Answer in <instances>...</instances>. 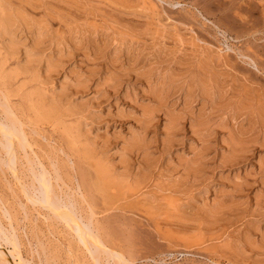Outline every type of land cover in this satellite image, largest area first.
Returning a JSON list of instances; mask_svg holds the SVG:
<instances>
[{
	"label": "rangeland",
	"instance_id": "1",
	"mask_svg": "<svg viewBox=\"0 0 264 264\" xmlns=\"http://www.w3.org/2000/svg\"><path fill=\"white\" fill-rule=\"evenodd\" d=\"M14 2L15 4L21 2L29 17L31 16L30 18L36 21L45 20L46 25L50 26L47 28L48 30L50 28L49 34L47 32L45 33L46 38L44 37V40L38 45L40 46L38 48H40V54L42 55L43 53L42 56L46 52L48 53V51L52 53H48L50 54L49 56L46 53L44 59L52 56L55 58V61L58 60V66L60 65L59 67L56 66L53 68L55 71L53 72L52 69L50 71L51 74L43 70L45 64L39 65V72L37 69L38 66H35L36 68H33L34 70L24 66L23 58H25L24 54L26 50L24 47L27 46L26 48L29 49V46L32 44L31 41L36 36L34 34L36 33L35 26L31 25L30 27V25H26L25 23H22L23 26L22 24L18 25L16 39L20 41L18 43L22 42V48L21 46H17L15 50L7 48V42H4V40L7 41L8 37L0 33V104L1 102L3 104L4 101H8L6 103L10 105L11 109L14 108L12 109L14 111L13 113L24 124L21 123V127L27 134L28 142L32 144V146L31 144L26 147L22 146L23 149L26 148L24 151L21 146L19 148L18 143H15L16 147L18 146L16 151L19 152H17L18 155L16 156L15 163L18 164L20 162L18 166L16 164L14 165L15 168H18L15 169L17 170L15 173H19L17 179L11 173L12 171H9L11 169L8 167L9 162L6 159H9L8 154L4 152L5 150L1 151L4 148L1 146L4 140L0 134L2 137H0V147L2 148H0L2 152L0 154V201L4 205L2 206L1 204L0 206L2 208H0V226L4 225L2 227L4 229H7V226L8 229L10 228L8 225V214L4 212V208H6V211L12 214V226L14 228L17 227L15 233L16 238H18L17 241H21L18 242L21 258L29 261L28 263L30 264H42L45 261L47 262L48 259L50 261L49 264H94L93 258L84 249L83 245L78 244L80 242L76 238V235L73 234L74 231L67 227L63 220L62 222L57 217H54V220L53 217L51 218L52 212L41 207L39 203H32L24 195V190H28L30 195L37 196L39 194L36 193L38 192L37 190H32L36 194L34 192L33 194L32 191L30 193V189H34L32 182H34L33 186L35 187L37 184L33 181L34 179L31 181L30 177H33V175L29 176V174H34V172L38 173L41 170L39 167L42 163L50 173L49 177L51 178L52 186L56 189L54 190L55 194L61 193L55 196L57 199L60 198L59 200L64 201L63 198L65 199L67 197L68 199L69 197L70 203L74 201L73 204L75 206H73L78 213H76L75 209L73 210L78 217L82 215V218H85L84 216L87 215L86 217H88L90 212L95 213H90L92 214V219L90 218L91 216L88 218L91 219V222L93 221L92 223L94 225H92L94 229L97 224L99 225L96 228L99 230H96V232L98 231V235L108 250V252L104 253L105 257L102 254L104 251L101 252L100 257H103V259L101 258V264H115L117 260H114L115 257L113 255H116L118 252L124 257L121 256L124 259L123 262L127 260L125 264H264V250L254 244L248 243L246 240V234L250 233L258 239L261 236L264 237V208H261L260 213L263 212L261 214L262 216L258 215L259 220L262 221H260L261 227L257 231L258 233L253 231L250 226L251 217L253 216H250L251 212H249L254 207L253 202H251L254 201L253 196L256 192H264V183L261 180V174H258L260 172L257 165L259 164L257 161L259 157L264 156L262 155V153L264 154V144L261 141V143L250 144V151L245 153L246 156L243 157L244 159L242 158V160L237 161V163L235 162V164L229 163L228 165L227 163L219 166L218 160L220 159L218 158L221 154L219 152L224 150L225 145L223 142L219 141V143L218 139L222 135L224 136L227 129L222 130L219 127H215V138L211 142L212 145L214 144L212 148L214 147L215 150L211 149L207 153L205 167L207 166L206 168L209 170L207 169L204 172L207 176L204 173L202 174L206 177V181L202 179L196 181H193L192 178L188 179L189 184L195 188L193 194L197 198H194V202H198H192V207L189 205V207L187 206L188 208H185L187 212H185V217H189L190 214V216H193L195 212L194 207L200 204H203L202 207H208L215 198L222 199L227 203L229 200L232 201V199L234 200L237 197L236 200L240 199L243 203L239 204L240 209L237 208L238 210H233L234 212L228 213L230 214L229 216L226 214L229 218L224 215L226 219L222 217L221 219L223 220L218 219V222H213L215 224L210 223L212 225L207 224L208 226L203 223L204 226L198 220L196 224L197 221L194 220L193 222V217L191 219L189 217V221L188 218L182 220L167 214L159 216L152 214L149 209L151 207L150 205H156L157 201L154 200L156 201L154 203L150 199L147 200V198H150L149 194L154 189L153 181L155 182L156 178L154 180L152 179L148 184L142 183L144 184L141 185L140 191H143L142 193L133 191L135 193L133 196L128 194L125 199L123 198L120 201H115L116 203L112 202L109 204L99 194L101 192L96 190L97 184L96 180H94V172L92 171L93 164L95 163L93 161H97L96 158L98 160H104L105 157H107L105 160L112 162L113 165L116 164L114 165L116 172L117 170H121L120 166L115 162H118L117 160L122 153L120 149L123 141L128 137L129 131L138 128V124L136 123L139 118H143L140 113L143 104L151 105L152 103L153 105V102L150 101L151 95L149 94L148 96L147 92L149 89H147L148 84L145 81L149 78L147 75L150 74L147 73V67H154L153 69H156L161 64L159 68L162 66H164L162 68H165L169 64L168 66L174 67L178 71L181 69L182 71L184 68L187 69L188 67L194 66V62L196 65L197 56L205 54L204 56H209V58L202 57L209 60L210 65H214L210 66L214 68L211 69L215 72H221H217L220 74L221 79L225 78L222 79V82L226 85V96L228 94L231 95V93L234 95L239 90V92H244V90L247 93L249 92L248 95L259 92L264 96V0H89L88 2L87 0H15ZM157 28H160L159 31H157ZM167 29H170V31ZM82 31L83 33L80 34ZM114 32L115 35H113ZM61 34L62 37L60 36V38L59 35ZM158 34L160 35L158 36ZM50 35L54 36L55 40ZM121 38H124V40ZM56 39H59L58 41H64L65 46L64 43L62 46H64L63 50L65 54L63 52L58 53L59 50L56 49V46L58 48V41ZM77 40L80 41L78 45L76 44L78 43ZM1 41L4 43L2 44ZM74 43L75 45H73ZM68 46L70 50L67 48ZM65 48L69 51H66ZM41 49L46 50L42 51ZM197 50L199 53L196 52ZM115 53H119L117 57H115L117 55H114ZM61 56L62 58H59ZM175 59L177 60V62L175 61L176 63L173 61ZM170 60L172 61L170 62ZM154 62H158L159 64H154ZM153 69L152 71H154ZM73 74H81L82 76L80 75V77L85 76L88 78L84 77V80H88L87 84L84 82L86 88L84 86V89L81 86L83 91H79V93H76L74 87H72L75 81V75L73 76ZM113 77L118 79L114 81L117 85L115 83L113 86H110L109 83L112 85L113 80H115ZM103 79L107 81H103ZM24 82L25 84H23ZM107 82L108 84H106ZM61 83H66L68 84V88H71H67L69 97L66 96L65 100L64 98L60 100V102L64 103H61L62 105L67 108L70 107V111L66 112L65 110L63 115L56 118L57 120L50 119L47 121L44 119L43 121V119H37L33 109L37 105L35 102V94L37 91L43 90L47 96H51L53 90L58 93ZM105 85L109 86L105 87ZM58 88L59 90H57ZM184 88L186 89V87H180V90L174 89L167 100V105L171 107L170 109H175V111L183 109L185 110L184 115L186 114V117L184 116L185 118L181 120L182 125L181 123L179 125L178 134L173 143L174 145L171 149L166 150L167 154H165L166 151L160 142L167 128V125L164 124L167 122L164 110L157 112V114L155 112L156 115H153V117L156 116L153 118L155 122H152L153 124L150 129L148 128V138L150 137L154 141L156 140L155 143L154 141L152 142L154 144L151 143L150 152L157 158L161 157L160 162L158 161L159 163L157 162L155 164L157 166L153 168L154 177H156L157 173L162 176L164 174L165 176L171 174V169H169L170 171L167 170L169 168L167 163L171 159L170 163L173 162L175 164L178 154L190 157L189 145L193 144V142V145L199 147L200 142L196 140L197 137H194L196 135L192 134L191 127L189 128V120L191 119L187 115H189V112L193 113V115L196 112L197 115L199 111L203 112L204 110L203 114L206 112L209 113V110L211 111V105L209 102L204 104V99L196 90L194 91L193 97L189 100L191 102L188 104V101L185 99L187 89L185 90ZM102 91L105 92L103 93ZM2 95L4 97L7 95L8 100H5ZM5 98L7 99V97ZM49 98L47 99L49 100ZM79 101H86V106H88L81 107L80 103V106H78ZM5 102L4 105H7ZM184 105L190 106L186 107V109L185 107L182 108ZM201 105L204 108L201 109ZM1 108L0 122L6 116L4 111H2L4 107ZM119 111H121V114H117ZM241 113L234 112L233 115H230L231 117L229 116L228 121L229 123L231 122V129L233 127L236 133H240L241 131L242 134H245L247 131V136L250 132V130L249 132L246 130V122L249 115L245 112ZM164 125L165 128H163ZM83 128L86 131L87 129L90 131L86 132ZM259 132L261 137L264 129L260 128ZM9 136L12 135L9 134ZM12 137L10 138L14 141ZM106 140L108 141L106 142ZM103 142L107 143L105 144L106 146ZM24 152L25 154L28 153L31 157L30 159H33V161L29 162L28 154L26 156ZM140 152L135 151L129 153L130 155L132 154L128 156L131 159V162H129L132 164V167L130 166L131 169H129L130 181L134 178V174L132 175L131 173L143 168L142 158H140L143 157V154ZM161 153L164 154L162 155ZM88 154L91 155L88 157ZM3 155L5 159H3ZM24 156L27 157L28 161ZM5 160L6 162H4ZM164 161L166 162L162 164ZM4 164H7L9 170L6 169V165L4 166ZM30 167H33L32 171ZM53 167H56L55 169L57 170ZM174 175H172L173 178ZM28 181H31V183L29 182V186L27 184ZM145 185H149L152 188L149 186L146 187ZM233 185L235 187L237 185L239 186H237L239 189H236L240 193L234 190ZM230 190L233 192L231 193ZM146 193H149L147 194L148 196H145ZM243 197L246 199L244 198L242 200ZM183 199L185 197H182L181 201H184ZM66 202L68 201L64 203ZM90 205L91 207L89 208L88 206ZM92 207L93 209H91ZM243 209H247V213H244ZM1 210H3L5 215L2 214ZM192 210L193 212H191ZM240 210L242 211L241 213ZM256 211L254 212L255 214L259 213ZM48 215L52 220L48 218ZM232 215L236 217H232ZM256 216L253 218H258ZM178 222L180 223L178 224ZM200 227L201 230L197 233L199 239L193 241L190 246L185 245L183 238L186 237V234H188L187 236H194ZM0 243H2L0 244V264H13L11 261L12 256H10L11 246L5 242L4 244L1 240ZM107 253L111 256L107 255ZM46 258L47 260L43 262ZM15 259L16 262L18 260L17 263H22L19 262L17 257Z\"/></svg>",
	"mask_w": 264,
	"mask_h": 264
},
{
	"label": "bare ground",
	"instance_id": "2",
	"mask_svg": "<svg viewBox=\"0 0 264 264\" xmlns=\"http://www.w3.org/2000/svg\"><path fill=\"white\" fill-rule=\"evenodd\" d=\"M15 1V0H14ZM13 0H0V11H1V15H0V33H2L4 36H6L7 35V41H5L4 40V42H7V48H9V49H16L17 48V46H21L22 44V42L21 43H18V42H20V41H17V39H16V33L18 34V32H17V29H18V25L19 24H22V23H25L26 25H30V27H31V25L32 26H35L34 27V29H36V33H34V34H36V36H35V38H33V41H31L32 42V44H33V46L31 47V45L29 46V49L28 48H26V47H24L26 50H25V58H23V63H24V66L25 67H27V68H36L35 66H38V72H39V65H42V64H45V67H44V71L45 72H49L50 73V71H52V69L53 68H55L56 66L57 67H59L58 66V60L57 61H55V58H53L52 56H50V57H47V58H45L44 59V56H46V53H45V55L44 56H42L43 55V53H42V55L40 54L41 53V51L39 50L40 48H38V47H40V46H38V45H40V43L44 40V37H45V33L47 32H49V30H50V28H49V30L47 29L48 27H50V26H47L46 25V23H45V20H43V21H36L35 19H32V18H30L29 17V15H28V13L26 12V10L24 9L25 7H23V4L21 3V2H19L18 4H15V2H14ZM18 1V0H17ZM33 1V0H32ZM36 1V0H35ZM73 1V0H72ZM89 0H87V2H88ZM91 1V0H90ZM136 1V0H135ZM140 1V0H139ZM142 1V0H141ZM38 2V1H37ZM134 2V1H133ZM17 3V2H16ZM30 3H31V1H30ZM44 4V3H43ZM144 4V3H143ZM142 4V5H143ZM33 6V5H32ZM43 6V5H42ZM51 6V5H50ZM94 6V5H93ZM122 6V5H121ZM54 7V6H53ZM96 7V6H95ZM136 7V6H135ZM46 8V7H45ZM145 8V7H144ZM87 9V8H86ZM92 9V8H91ZM147 9V8H146ZM46 10V9H45ZM95 10V9H94ZM97 10V9H96ZM152 10V9H151ZM150 11V10H149ZM153 12V11H152ZM156 12V11H155ZM154 12V13H155ZM33 13V12H32ZM54 13V12H53ZM156 13H158V12H156ZM37 14V13H36ZM42 14H43V12H42ZM58 14V13H57ZM152 15V14H151ZM155 15H157V14H155ZM43 16V15H42ZM45 18V17H44ZM49 18V17H48ZM48 20V19H47ZM66 20V19H65ZM68 21V20H67ZM87 22V21H86ZM48 23V22H47ZM159 23H160V21H159ZM67 24V23H66ZM26 25H25V27H26ZM93 25V24H92ZM164 25V24H163ZM22 26H23V24H22ZM75 26V25H74ZM162 26V25H161ZM165 27V26H164ZM163 27V28H164ZM20 28H21V26H20ZM94 28V27H93ZM26 29H27V27H26ZM33 29V30H34ZM79 29V28H78ZM148 29V28H147ZM158 29V28H157ZM160 29V28H159ZM159 29L157 30V31H159ZM20 30V29H19ZM30 31H31V29H29ZM48 30V31H47ZM70 30V29H69ZM81 30V29H80ZM168 30V29H167ZM79 31V30H78ZM113 31V30H112ZM156 31V30H155ZM154 31V32H155ZM156 31V32H157ZM162 31V30H161ZM164 31V30H163ZM166 31V30H165ZM168 31H170V29L168 30ZM34 32V31H33ZM111 32V31H110ZM119 32V31H118ZM156 32H155V35H156ZM65 33H67V32H65ZM70 33H71V31H70ZM75 33V32H74ZM83 33V31L80 33V34H82ZM94 33V32H93ZM120 33V32H119ZM175 33V32H174ZM49 34V33H48ZM47 34V35H48ZM76 34V33H75ZM77 34H79V33H77ZM121 34V33H120ZM120 34H118V35H120ZM125 34V33H124ZM165 34V33H164ZM113 35H115V32L113 33ZM123 35V34H122ZM126 35H128V34H126ZM160 34H158V36H159ZM168 35V34H167ZM20 36V35H19ZM51 37H54V36H52V35H50ZM62 37V34L61 35H59V37ZM69 36V35H68ZM82 36V35H81ZM123 36H125V35H123ZM122 36V37H123ZM153 36H154V34H153ZM157 36V35H156ZM173 36V35H172ZM22 37V36H21ZM50 37V38H51ZM60 37V38H61ZM73 37V36H72ZM118 37V36H117ZM121 37V36H120ZM2 38V37H1ZM46 38V37H45ZM74 38V37H73ZM76 38V37H75ZM83 38V37H82ZM119 38V37H118ZM124 38H126V37H124ZM124 38H121V39H123L124 40ZM179 38V37H178ZM51 39H53V38H51ZM77 39V38H76ZM111 39V38H110ZM120 39V38H119ZM54 40H55V37H54ZM57 40V39H56ZM59 40V39H58ZM57 40V41H58ZM65 40V39H64ZM78 40H80L79 38H78ZM77 40V41H78ZM82 40V39H81ZM3 41V40H2ZM1 41V42H2ZM23 41V40H22ZM73 42H74V40H72ZM76 41V40H75ZM114 41H115V39H114ZM121 41V40H120ZM180 41V40H179ZM4 42H2V44L4 43ZM52 42V41H51ZM69 42V41H68ZM80 41H78V43H76L77 45L78 44H80L79 43ZM116 42H117V39H116ZM178 42V41H177ZM63 43H64V41H58V48H57V46H56V49L57 50H59L58 51V53L60 52H63L64 53V50H63V48H64V46H65V43H64V46H62L63 45ZM18 44H20V45H18ZM123 44H125V43H123ZM73 45H75V43L73 44ZM117 45V44H116ZM5 46V45H4ZM25 46V45H24ZM31 47V48H30ZM119 47V46H118ZM19 48V47H18ZM21 48H22V46H21ZM68 49H69V46L67 47ZM67 48H65L66 49V51H69ZM117 48V47H116ZM116 48H115V50H116ZM5 50H6V48H4ZM196 49V48H195ZM8 50V49H7ZM18 50V49H17ZM22 50V49H21ZM42 50V49H41ZM44 50V49H43ZM42 50V51H43ZM46 50V49H45ZM44 50V51H45ZM56 50V51H57ZM63 50V51H62ZM117 50H119V49H117ZM23 51H24V49H23ZM65 51V52H66ZM176 51V50H175ZM8 52V51H7ZM13 52V51H12ZM15 52H17V51H15ZM119 52V51H118ZM196 52H198V50L196 51ZM48 53H51V52H49L48 51ZM47 53V54H48ZM62 53V54H63ZM69 53V52H68ZM113 53V52H112ZM199 53V52H198ZM52 54V53H51ZM65 54V53H64ZM117 54V55H116ZM118 54L119 53H115L114 55H116L115 57H117L118 56ZM50 54H48V56H49ZM60 55V54H59ZM67 55H69V54H67ZM113 55V56H114ZM196 55H197V53H196ZM205 54H203V55H198L197 56V63H196V65L193 63V65L194 66H192V67H188L187 69L186 68H184V69H186V70H182L181 71V69H180V71H178V70H176V68H174V67H171V66H168L169 64H167V66H165V68H162V67H164V66H162L161 68H159V66L161 65H159V66H157L158 68H156V69H153L152 67H147L148 68V70H150L149 72H148V70H147V73H150L149 75H147V77L149 76V78L147 79V80H145L147 83L146 84H148V88L147 89H149L148 90V96H149V94L151 95L150 96V101H152L153 102V105H152V103H151V105L149 104H147V105H144L143 104V107H142V111L140 110V113L142 114L141 116H143V118H139L136 122V124H138V128L135 130H131V131H129L128 133H129V135H128V137L126 138V139H124V141H123V144H122V146H121V149L120 150H122V151H120V152H122L121 154H120V156H119V159L117 160L118 162H115V163H117L119 166H120V169L121 170H117V172L114 170V165H116V164H112V162H110V161H108V160H105V159H107V157H105L104 158V160L103 159H99L98 160V158H96L97 159V161L95 160V161H93V162H95L94 164H93V172H94V177H95V179L94 180H96V184H97V189L96 190H98V192H101V193H99V194H101L104 198V200H106V201H108V203L110 204V203H112V202H115V201H120L121 199H125V197L128 195V194H130V196H133L135 193H133V191H135V192H141L140 190H141V185H144V184H142V183H150L151 182V180L153 179H155L156 178V180H155V182L153 181V191H150V194L149 193H146V195L145 196H148L147 194H149V197L150 198H147V200L148 199H150V200H152L154 203H156V201H157V203H156V205H154L153 203H151V204H153V205H150L149 207V209L151 210V212H152V214H154L155 216L157 215V216H159V215H162V214H167V215H170V216H173V217H178V218H180V219H182V220H186L187 218H188V220L190 221V219L192 218V220H193V222H194V220H198L200 223H204V224H209V225H212V224H210V223H213V222H215V221H217L218 219L220 220L222 217H227V218H229L228 216L230 215V214H228V213H231V212H234L233 210H238L237 208H239V204H241V203H243L240 199H238V200H236L237 199V197H236V199H232V201L231 200H229L227 203H225L222 199H219V198H215V199H213L212 200V203H211V205H209L207 208L206 207H202L203 206V204H200L199 205V203H198V205L199 206H196V207H194L195 209H194V215L193 216H190L189 215V217H190V219H189V217L188 216H186L185 217V208L188 206L189 207V205L192 207V202L193 203H197L198 201H195L194 202V198L196 197V196H194V194H193V192H194V186L193 185H191V184H189V178H192L193 179V181H196V180H200V179H202V180H205L206 179V177L204 176V175H206L204 172H205V170H207L208 168H206L205 167V162H206V160H205V157L207 156V153L211 150V149H214V147L212 148V146L214 145H212L211 144V142H212V140L215 138V135H214V133H215V130L214 129H216L217 127H219V128H221L222 130L224 129V130H226V132H225V134H224V136L222 135L219 139H218V142L220 141V142H223L224 143V150L222 151V152H219V154H220V157L218 158V159H220V160H218L217 162L219 163V166H221L222 164L224 165V164H227L228 163V165H229V163H233V164H235V162L237 163V161H239V160H242V158L244 157V156H246V154L245 153H247V152H249L250 150H249V148H250V144L252 143H256L257 144V142L259 143L260 141L264 144V133L262 134V136L260 137V135H259V130H260V128H263L264 129V96L263 95H261V93H255L254 91V94H250V95H248L249 94V92L247 93V91L245 92V90H244V92H239V91H237L238 93H236V94H234V95H232V93H231V95L230 94H228L227 96H226V92H227V89H226V85L224 84V82H222L223 80L222 79H225V78H222L221 79V76H220V74H218L217 72H219V71H217V72H215V71H213L211 68H213V67H210V66H212L213 64H211L210 65V63H209V60H206V58L208 57L209 58V56H204ZM9 56V55H8ZM58 56V55H57ZM194 56H195V54H194ZM193 56V57H194ZM206 57L205 59L203 58V57ZM55 57V56H54ZM59 58H62V56L61 57H59ZM114 60H115V58L114 57H112ZM195 58V57H194ZM194 58H193V60H194ZM207 58V59H208ZM112 59V60H113ZM117 59V58H116ZM172 59V58H171ZM2 60V59H1ZM6 60V59H5ZM169 60V59H168ZM25 61V62H24ZM172 60H170V62H171ZM174 62L176 61L177 62V60L175 59V60H173ZM179 61V60H178ZM181 61V60H180ZM192 61V60H191ZM43 62H45V63H43ZM175 62V63H176ZM182 62V61H181ZM18 63V62H17ZM21 63V62H20ZM155 63H157V64H159L158 62H154V64ZM184 63V62H183ZM191 63V62H190ZM190 63H188V64H190ZM164 65V64H163ZM166 65V64H165ZM171 65V64H170ZM178 65H180V64H178ZM191 65V64H190ZM22 66V65H21ZM150 66V65H149ZM152 66V65H151ZM214 66V65H213ZM41 68V67H40ZM179 68V67H178ZM152 69L154 70V71H152ZM214 69V68H213ZM6 70V69H5ZM27 70V69H26ZM30 70V69H29ZM34 70V69H33ZM56 70H57V68H56ZM216 70V69H215ZM4 71V70H3ZM10 71V70H9ZM21 71V70H20ZM25 71V70H24ZM55 70L53 69V72H54ZM14 72V71H13ZM17 72V71H16ZM43 72V71H42ZM41 72V73H42ZM44 72V73H45ZM67 72V71H66ZM144 72V71H143ZM146 73V72H145ZM219 73H221V72H219ZM224 73V72H223ZM35 74V73H34ZM46 74V73H45ZM44 74V75H45ZM51 74V73H50ZM227 74V73H226ZM48 76H49V74H47ZM75 75V77H74V79H75V81H74V83L72 84V87H74V91L76 92V93H79V91H83V88H84V86H85V83L84 82H86V84H87V81L88 80H84V77H80V75L81 74H73V76ZM7 76V75H6ZM82 76V75H81ZM90 76V75H89ZM230 76V75H229ZM14 77V76H13ZM43 77H45V76H43ZM111 77V76H110ZM4 78H5V76H4ZM73 78V77H72ZM83 78V79H82ZM85 78H87V77H85ZM88 79V78H87ZM89 79H90V77H89ZM106 79H108V78H106ZM113 79H115L114 77H113ZM120 79V78H119ZM146 79V78H145ZM49 80V79H48ZM111 80V79H110ZM116 80H118V79H115V80H113V84L111 85V83H109L110 84V86H113L116 82H114V81H116ZM23 81V80H22ZM99 81V80H98ZM103 81H107V80H104L103 79ZM228 81V80H227ZM45 82H47V81H45ZM49 82V81H48ZM63 82V81H62ZM75 82H76V85H75ZM109 82V81H108ZM108 82L106 83V84H108ZM67 83V82H66ZM66 83H61L60 84V86H59V88H60V90H59V88L57 89V90H59L58 91V93H56L54 90H53V94H52V92H51V96L49 95V96H47L46 95V93L43 91V90H39V91H37V93L35 94L36 95V104L37 105H35L34 107H33V109H34V114L37 116L36 118L37 119H43V121H44V119L45 120H50V119H56V118H58L59 116H61V115H63V112L66 110V112L68 111H70V107H69V105H68V107L69 108H67V107H65L64 105H62V104H64V103H62V102H60V100H62V98H64V100L66 99V96H68V89H71V88H68V84H66ZM105 83V82H104ZM23 84H25V82L23 83ZM35 84V83H34ZM41 84V83H40ZM100 84V83H99ZM103 84V83H102ZM119 84V83H118ZM70 85V84H69ZM101 85V84H100ZM99 85V86H100ZM116 85H117V83H116ZM228 86H229V84H227ZM231 85V84H230ZM71 86V85H70ZM69 86V87H70ZM81 86L83 87L82 89H81ZM88 86V85H87ZM109 86V85H108ZM108 86H106L105 85V87H108ZM241 86V85H240ZM97 87V86H96ZM104 87V86H103ZM180 87H186V89H187V93H186V95L185 94H183V95H185L186 97H185V99H186V101H188L187 103L189 104V102H191V101H189L190 100V98H192L193 97V94H194V91L196 90L197 91V93H199V95H201L202 96V98L204 99V104L205 103H207V102H209L210 103V105H211V111L209 110V113L208 112H206V113H204L203 114V112L205 111H199V113L196 115V112H195V115H193V113H188L189 115H187V117L189 118V119H191V120H189V122H190V126H189V128L191 129V131H192V134L193 135H196V136H194L195 138L197 137V141L198 142H200L199 143V147H197V146H195V145H193L194 144V142H193V144H191V145H189L190 146V152H191V156L190 157H186V156H183V155H181V154H178L177 155V160L175 161L176 163L174 164L173 162V164L172 163H170V161H171V159L169 160V162L167 163V165L169 166V168L167 169L168 171H170L169 169H171V174L172 173H174V174H172V175H174V178H173V176L171 175V174H169V175H166L165 176V174H164V176H162L161 174H158L157 173V175H156V177H154L155 175H154V173H153V168L154 167H156L155 166V164L160 160V158L158 159L155 155H152L151 153L152 152H150V147H151V143L154 141L153 140V138H148V128L150 129L151 128V125L153 124L152 122H155V120L153 121V118L154 117H156V116H154L153 117V115H156L157 114V112H160V111H162V110H164L165 111V114H166V117H167V122L166 123H164L165 125H167V128H166V130L164 131V136H163V138H162V141H160L162 144H161V146L163 147V149L166 151V150H168L169 148L171 149V147L174 145L173 143H174V141H175V137H176V135L178 134V129H179V125H180V123H181V120L183 119V118H185L186 116V114L184 115V111L185 110H183V109H180L179 111L177 110V111H175V109H170L171 107H169L168 105H167V103H168V97H169V95H171V92H173L174 91V89H176V90H178ZM242 87V86H241ZM68 88V89H67ZM85 88H86V86H85ZM84 88V89H85ZM229 88V87H228ZM239 88V87H238ZM249 88V87H248ZM251 88V87H250ZM55 89V88H54ZM99 89V88H98ZM107 89V88H106ZM146 89V90H147ZM185 89V88H184ZM185 89V90H186ZM237 89V88H236ZM240 89V88H239ZM246 89V88H245ZM253 90H254V88H252ZM32 90V89H31ZM146 90H145V92H146ZM180 90V89H179ZM241 90H243V89H241ZM18 91V90H17ZM23 91V90H22ZM25 91V90H24ZM256 91V90H255ZM27 92V91H26ZM50 92V91H49ZM103 92V91H102ZM105 92V91H104ZM103 92V93H104ZM117 92V91H116ZM128 92V91H127ZM176 92V91H175ZM174 92V93H175ZM250 92H252V91H250ZM73 93V92H72ZM75 93V94H76ZM196 93V92H195ZM5 94V93H4ZM20 94V93H19ZM128 94V93H127ZM173 94V93H172ZM22 95V94H21ZM24 95V94H23ZM53 95V96H52ZM3 96V95H2ZM1 96V97H2ZM129 96V95H128ZM4 97V96H3ZM2 97V98H3ZM5 97H7V99L5 98ZM4 97V99L5 100H8V96L6 95ZM49 98V97H51V98H49V100L47 99V98ZM69 97V96H68ZM68 97H67V99H68ZM183 98H184V96H183ZM196 98V97H195ZM194 98V99H195ZM201 98V97H200ZM74 99V98H73ZM147 99H149V98H147ZM25 100V99H24ZM23 100V101H24ZM31 100V99H30ZM64 100H63V102H64ZM3 101V100H2ZM33 101V100H32ZM82 101H84V100H82ZM78 102V106H80L81 105V107L83 106V107H85L86 106V101L85 102ZM147 101V100H146ZM149 101V100H148ZM203 101V100H202ZM5 102V101H4ZM4 102H3V104H2V102H1V104H0V108L3 106L4 107V109H2V111H4V114H6V116L8 117L7 119H6V116H4L5 117V121L3 120L2 122H0V134L2 135V137H1V135H0V137L4 140V142L1 144V141H0V144H1V146H2V150L1 151H3V150H5L4 152H6V154H8V156H9V159L8 158H6L7 159V161L9 162L8 163V167L11 169V170H9V168L7 167V164H4V166L6 165V169H8L11 173H13L14 175H11V176H14V177H16L17 178V176H18V174H16L15 173V171H17V170H15V169H18V168H15L14 167V165L16 164L17 166L19 165V163L17 164V163H15V159H17L16 158V156L18 155V151H16L17 150V148H18V146L16 147V145H15V143H18V145H19V148H21L22 146L23 147H26V146H30V142H28V139H27V137H26V133L23 131V129H22V125H21V123L22 122H20V120H18L17 118L18 117H16L15 116V114L13 113L14 111L12 110V109H14V108H12L11 109V107H10V105L9 104H7L8 103V101H6L5 102V104H7V105H4ZM185 102V101H184ZM184 102H183V104H184ZM62 103V104H61ZM65 103H67V102H65ZM72 103V102H71ZM79 103H80V105H79ZM148 103H150V102H148ZM200 103V102H199ZM170 104V103H169ZM9 105V106H8ZM31 105V104H30ZM75 105V104H74ZM142 105V104H141ZM141 105H140V108H141ZM173 105H175V104H173ZM190 105H191V103H190ZM190 105H184L182 108H186V107H189ZM202 105H203V103H202ZM201 105V106H202ZM6 106V107H5ZM76 106H77V104H76ZM88 106V105H87ZM86 106V107H87ZM172 106V105H171ZM206 106V105H205ZM13 107V106H12ZM210 107V106H209ZM192 108V107H191ZM201 109L202 108H204L203 106L202 107H200ZM200 108H199V110H200ZM83 109V108H82ZM81 109V110H82ZM187 109V108H186ZM190 109V108H189ZM84 110V109H83ZM198 110V109H197ZM206 110H208V109H206ZM71 111H72V109H71ZM192 111V110H191ZM120 112V113H119ZM117 114H121V111H119ZM155 112H156V114H155ZM234 112H239V114L242 112H245V113H247L248 115H249V118H248V120H247V128H246V130H248V132H249V130H250V132H249V134L246 136V132H245V134H242V132L240 131V133H236V131L235 130H233V127H232V129H231V126H230V123H229V118L231 117L230 115L232 114L233 115V113ZM3 113V112H2ZM208 113V114H207ZM241 113V114H242ZM244 113V114H245ZM66 114V113H65ZM203 114V115H202ZM243 114V115H244ZM236 115H238V114H236ZM80 116V115H79ZM185 116V117H184ZM230 116V117H229ZM245 117H247V116H245ZM82 118V117H81ZM63 119V118H62ZM245 119V118H244ZM29 120H30V117H29ZM57 120V119H56ZM59 120V119H58ZM185 120V119H184ZM52 121V120H51ZM60 121V120H59ZM28 122V121H27ZM55 122V121H54ZM64 122V121H63ZM66 122V121H65ZM68 122V121H67ZM183 122V121H182ZM44 123V122H43ZM46 123V122H45ZM48 123V122H47ZM52 123V122H51ZM23 124V123H22ZM36 124H37V122H36ZM54 124V123H53ZM64 124V123H63ZM241 124V123H240ZM243 124V123H242ZM24 125V124H23ZM26 125V124H25ZM165 125H164V127L163 128H165ZM181 125H182V123H181ZM28 126H29V124H28ZM234 126V125H233ZM85 127V126H84ZM216 127V128H215ZM230 127V128H229ZM239 127V126H238ZM71 128V127H70ZM241 128H242V126H241ZM31 129V128H30ZM33 129H34V127H33ZM130 129H133V128H130ZM83 130H85L86 131V129L85 128H83ZM235 132H233V131ZM243 130V129H242ZM87 131H90V130H88L87 129ZM86 131V132H87ZM155 131V130H154ZM156 132V131H155ZM259 132V133H258ZM76 133V132H75ZM9 134L10 135H12V136H9ZM155 134V133H154ZM157 135V134H156ZM221 135V134H220ZM214 136V137H213ZM10 137H12V138H14V141H12L13 139H11ZM79 137V136H78ZM154 137V136H153ZM75 139V138H74ZM96 139V138H95ZM107 139V138H106ZM1 140V139H0ZM73 140V139H72ZM71 140V141H72ZM123 140V139H122ZM195 140V139H194ZM195 140V141H196ZM108 140H106V142H107ZM156 141V140H155ZM155 141H154V143H155ZM217 141V140H216ZM74 142H75V140H74ZM105 142V141H104ZM103 142V143H104ZM219 142V143H220ZM260 142V143H261ZM154 143H152V144H154ZM80 144V143H79ZM92 144V143H91ZM105 144H107V143H104V145ZM251 144V145H252ZM216 145V144H215ZM21 146V147H20ZM31 146H32V144H31ZM106 146V145H105ZM16 147V148H15ZM23 147H22V149H23ZM73 147H74V145H73ZM76 147V146H75ZM153 147V146H152ZM162 147H161V149H162ZM223 147V146H222ZM221 147V148H222ZM31 148V147H30ZM189 148V147H188ZM25 149L26 148H24L23 150L25 151ZM32 149V148H31ZM86 149V148H85ZM84 149V150H85ZM158 149V148H157ZM81 150V149H80ZM83 150V151H84ZM163 150V151H164ZM189 150V149H188ZM215 150V149H214ZM0 151V154L2 153ZM15 151H16V153H15ZM32 151V150H31ZM135 151H137V152H139V151H141L142 152V154H143V157H140V158H142V164H143V168L142 169H139L137 172H133V173H131L132 175L134 174V178L132 179V181H130V179H129V176H130V170L129 169H131L130 168V166L132 165V164H130V162H131V159H129L128 158V156L130 155L129 153H133V152H135ZM3 152V153H4ZM82 152V151H81ZM119 152V153H120ZM140 152V153H141ZM35 153V152H34ZM92 153V152H91ZM5 154V155H6ZM24 154H25V152H24ZM28 154V153H27ZM27 154H25L26 156H27ZM137 154V153H136ZM162 154V153H161ZM164 154V153H163ZM162 154V155H163ZM165 154H167V151H166V153ZM91 154H88V157L90 156ZM103 155V154H102ZM132 155V154H131ZM130 155V156H131ZM262 155H264L263 153H262ZM26 156H24V157H26ZM36 156V155H35ZM142 156V155H141ZM3 157H4V155H3ZM18 157H20V156H18ZM92 157V156H91ZM1 158V157H0ZM31 157H30V155L28 154V159H30ZM139 158V159H140ZM3 159H5V157L3 158ZM20 159V158H19ZM18 159V160H19ZM26 159H27V157H26ZM28 159H27V161H28ZM244 159V158H243ZM258 159V158H257ZM89 160V159H88ZM1 161H2V159H1ZM30 161H33V159L31 160H29V162ZM113 161V160H112ZM130 161V162H129ZM140 161V162H141ZM167 161H168V158H167ZM258 161V163L259 164H257L258 165V168H259V172L260 173H258V174H261V180H262V182L264 183V156H260L259 157V159L257 160ZM4 162H6V160L4 161ZM18 162V161H17ZM56 162V161H55ZM160 162V161H159ZM158 162V163H159ZM166 161H164L162 164H164ZM26 163V162H25ZM34 163V162H33ZM208 163V162H207ZM28 164H30V163H28ZM54 164V163H53ZM52 164V165H53ZM232 164V165H233ZM31 165H33V164H31ZM222 165V166H223ZM1 166V165H0ZM16 166V167H17ZM27 166V165H26ZM29 166V165H28ZM55 166V165H54ZM168 166H165V167H168ZM216 166V165H215ZM215 166H212V167H215ZM226 166V165H225ZM116 167V166H115ZM132 167V166H131ZM164 167V168H165ZM1 168V167H0ZM32 168L33 167H30V170L32 171ZM54 168V167H53ZM56 168V167H55ZM54 168V169H55ZM141 168V167H140ZM34 169H35V167H34ZM39 169H41L38 173H36V172H34V174L33 173H31L30 172V170H29V172L31 173V174H29V176L31 175H33V177H30L31 178V181L33 180V181H35V184H37V186L35 187V186H33V183L34 182H32V187H34V189H30V193H31V191L32 190H37L38 192H36V193H39L37 196H35V195H30L29 194V192H28V190H24L23 192H24V195L26 196V198L29 200V201H31L32 203H39L40 204V206L41 207H43V208H46V209H48L50 212H52L53 214H52V216H51V218L53 217V219L55 220V218L54 217H57V218H60L61 219V221L63 220L64 221V224H66L67 225V227H69L72 231H74V233L73 234H75L76 235V238L78 239V241L80 242V243H78L79 245L80 244H82L83 245V247H84V249L89 253V255L93 258V262H94V264H101V258L103 259V257H105V255H104V253L105 252H108V250H107V247L104 245V243L102 242V240H101V238H100V236L98 235L99 233H98V231L96 232V230H99V229H96L97 228V225H96V228L94 229L93 228V221L91 222V219H92V214H95V213H93V212H90V213H92V214H88L89 216L88 217H90V218H88V217H86V216H84L85 218H82V215H81V217L79 216H77L76 215V213H78L77 211H76V209H75V205L73 204V202H69V197H68V199H67V197L64 199L63 198V200L64 201H62V200H59V199H57L55 196L56 195H58L59 193H57V194H55V192H54V190H56V189H54L53 188V186H52V183H51V178L49 177V171H47V169H46V167L44 166V165H42V163L40 164V167H39ZM156 169V168H155ZM55 170H57V169H55ZM166 170V169H165ZM209 170V169H208ZM252 170V169H251ZM258 170V169H257ZM135 171V170H134ZM253 171V170H252ZM251 171V172H252ZM132 172V171H131ZM162 172V171H161ZM249 172V171H248ZM166 173V172H165ZM176 173H178V174H176ZM204 173V175H202ZM167 174V173H166ZM221 174V173H220ZM249 174V173H248ZM176 175H178V176H176ZM28 176V175H27ZM176 176V177H175ZM207 176V175H206ZM220 176V175H219ZM133 177V176H132ZM154 177V178H153ZM163 177H165V178H163ZM221 177V176H220ZM224 177V176H223ZM15 178V179H16ZM20 178V177H19ZM161 178H163V179H161ZM227 178V177H226ZM18 179V178H17ZM179 179H181V180H179ZM192 179H190V180H192ZM227 180V179H226ZM6 181V180H5ZM31 181H28V186H29V184L31 183ZM180 181V182H179ZM206 181V180H205ZM228 181V180H227ZM30 182V183H29ZM21 184H22V182H20ZM89 183V182H88ZM194 183V182H193ZM204 183V182H203ZM229 183H230V181H229ZM237 183V182H236ZM236 183H234V184H236ZM146 184V185H147ZM231 184H233V183H231ZM92 185V184H91ZM145 185V186H146ZM230 185V184H229ZM239 185V184H238ZM237 185V186H238ZM242 185H243V183H242ZM242 185H241V187H242ZM149 186V185H148ZM148 186H146V187H148ZM203 186V185H202ZM205 186V185H204ZM234 187V190H237V189H239L238 187L240 186H236L235 187V185H233ZM149 187H151V186H149ZM198 187V186H197ZM25 188V187H24ZM23 188V189H24ZM36 188V189H35ZM152 188V187H151ZM200 188V187H199ZM205 188V187H204ZM203 188V189H204ZM237 188V189H236ZM26 189V188H25ZM28 189V188H27ZM95 189V188H94ZM149 189V188H148ZM143 190H144V188H143ZM200 190H202V189H200ZM241 190V189H240ZM262 190V189H261ZM148 191V190H147ZM199 191V190H198ZM203 191V190H202ZM238 191V190H237ZM22 192V193H23ZM34 191H32V193H33ZM143 192V191H142ZM141 192V193H142ZM145 192V191H144ZM227 192V191H226ZM230 192L232 193L233 191H231L230 190ZM239 192V191H238ZM237 192V193H238ZM242 192V191H241ZM35 193V192H34ZM33 193V194H34ZM35 193V194H36ZM198 193V192H197ZM240 193V192H239ZM255 193V192H254ZM61 194V193H60ZM59 194V195H60ZM132 194V195H131ZM144 194V193H143ZM201 194V193H200ZM242 194V193H241ZM138 196V195H137ZM59 197V196H58ZM63 197V196H62ZM84 197V196H83ZM82 197V198H83ZM182 197H185V199H183L184 201H181V198ZM198 197H199V195H198ZM254 198V201H251V202H253V205H254V207H250V209H252L251 211H249V212H251V214H250V216H256V214H257V216L256 217H258V215L259 216H262L261 214L263 213H260L261 212V208L263 209L264 207V192L263 193H261V191H259V192H256V194L253 196ZM81 198V197H80ZM127 198H129V197H127ZM126 198V199H127ZM137 198V197H136ZM139 198V197H138ZM145 198V197H144ZM197 198V197H196ZM232 198V197H231ZM244 198L245 197H243V199L242 200H244ZM72 199H73V197H72ZM223 199H224V197H223ZM246 199V198H245ZM249 199H251V198H249ZM128 200V199H127ZM146 200V201H147ZM149 200V201H150ZM154 200H156V201H154ZM196 200V199H195ZM199 200V199H198ZM206 200V199H205ZM211 200V199H210ZM62 201V202H61ZM65 201H68V202H66V203H64ZM76 201V200H75ZM231 201V202H230ZM247 201V200H246ZM148 202V201H147ZM205 202V201H204ZM116 203V202H115ZM149 203V202H148ZM209 203V202H208ZM207 203V204H208ZM248 203V202H247ZM1 204H2V206H4L3 205V202L2 201H0V206H1ZM66 205H68V206H66ZM74 205V206H73ZM77 205H78V203H77ZM243 205V204H242ZM242 205H240V206H242ZM249 205V204H248ZM251 205V204H250ZM24 206V205H23ZM34 206V205H33ZM112 206H113V204H112ZM147 206V205H146ZM244 206V205H243ZM242 206V207H243ZM246 206H247V204H246ZM245 206V207H246ZM89 208L91 207V205L90 206H88ZM187 207V208H188ZM244 207V208H245ZM1 208V207H0ZM4 208V207H3ZM2 209V208H1ZM9 209V208H8ZM7 209V210H8ZM73 209H75V211H76V213H75V211L73 210ZM91 209H93V207L91 208ZM240 209V208H239ZM37 210V209H36ZM107 210H110V209H107ZM258 211L259 213H254L255 211ZM2 211V214L3 215H5L6 213L8 214V220H9V226H10V230L8 229V226H7V229L5 228H2V227H4V225L3 226H0V240L4 243H6V244H8V245H10L11 246V248H12V250H10V256H12V263L13 264H19V263H17L18 262V260H17V262H16V259H15V257H17L18 259H19V262L21 263V264H30V263H28L29 261H25L24 259H22L21 258V255H20V252H19V241H17V239L18 238H16V233H15V229H17V227H13L12 226V214H10L8 211H6V208H4V212H5V214H4V212H3V210H1ZM188 211V210H187ZM190 211V210H189ZM243 211H244V213L246 212L247 213V209H243ZM256 211V212H257ZM191 212H193V210L191 211ZM238 212V211H237ZM242 211L240 210V213H241ZM84 213V212H83ZM187 213V212H186ZM228 216H227V215ZM255 214V215H254ZM50 215H51V213H50ZM188 215V214H187ZM225 215V216H224ZM241 215V214H240ZM95 216V215H94ZM234 215H232V217H233ZM244 216V215H243ZM249 216V217H250ZM6 217V218H7ZM226 217H225V219H226ZM234 217H236V216H234ZM237 217H238V214H237ZM247 217V216H246ZM253 217H251V221H250V226L252 227V230L253 231H255V232H257V231H259V229H260V227H261V224H260V221L261 220H259L260 218L258 217V218H253ZM48 218H50V216L48 215ZM47 218V219H48ZM50 218V220H52ZM157 218V217H156ZM168 218V217H167ZM241 218V217H240ZM239 218V219H240ZM244 218V217H243ZM191 220V221H192ZM218 220V221H219ZM221 220H223V219H221ZM264 220V219H263ZM62 221V222H63ZM198 221L196 222V224L198 223ZM217 221V222H218ZM222 222V221H221ZM249 222V221H248ZM262 222V221H261ZM264 222V221H263ZM95 223H96V221H95ZM180 222H178V224H179ZM182 223V222H181ZM199 223V224H200ZM14 224V223H13ZM93 224V225H92ZM202 224H200L201 226H203ZM213 224H215V223H213ZM0 225H1V223H0ZM65 226V225H64ZM99 226V225H98ZM195 226V225H194ZM199 226V225H198ZM205 226V225H204ZM208 226V225H207ZM6 227V226H5ZM95 227V226H94ZM249 228V227H248ZM195 229V228H194ZM207 229V228H206ZM205 229V230H206ZM95 230V231H94ZM201 230V227H200V229H198L197 230V232H196V234H194V236H187L188 234H186V237L185 238H183V240H184V244L185 245H192V242L193 241H195V240H197V239H199V237H198V235H197V233H198V231H200ZM249 230H250V228H249ZM248 230V231H249ZM19 231V230H18ZM247 231V232H248ZM195 233V232H194ZM202 233V232H201ZM250 233V232H249ZM258 233V232H257ZM19 234V233H18ZM225 234V233H224ZM252 233H250V234H246L247 236H246V240H247V242L248 243H250V244H254L255 246H257V247H259V248H262L263 250H264V237L263 236H261V234H259L260 236V238L258 239V238H256V237H253L252 235H251ZM180 235V234H179ZM183 235V234H182ZM196 235V236H195ZM201 235V234H200ZM72 236V235H71ZM74 236V235H73ZM223 236V235H222ZM226 236V235H225ZM228 236V235H227ZM18 237V236H17ZM166 237V236H165ZM172 237V236H171ZM74 238V237H73ZM178 238H180V237H178ZM216 238V237H215ZM75 239V238H74ZM77 239H75V240H77ZM245 239V238H244ZM168 240V239H167ZM219 240V239H218ZM78 241H76V242H78ZM180 241V240H179ZM202 241H203V239H202ZM217 241V240H216ZM21 242V241H20ZM205 242V241H204ZM204 242H202V243H204ZM4 243V244H5ZM221 243V242H220ZM0 244H2V243H0ZM183 244V245H184ZM71 245V244H70ZM70 245H68V246H70ZM201 245V244H200ZM198 247V246H197ZM240 247V246H239ZM110 250V249H109ZM102 251H104L102 254L104 255L103 257H100L101 256V252ZM8 252V251H7ZM8 254H9V252H8ZM7 255V254H6ZM5 255V256H6ZM107 255H109V256H111L109 253H107ZM106 255V256H107ZM114 257H115V261L117 262H115V264H125V262H127V260L125 261V262H123L124 261V257L122 256V255H120L119 254V252L118 253H116V255H113ZM123 258H122V257ZM43 257V256H42ZM8 258V257H7ZM107 258H109L108 256H107ZM10 259V258H9ZM45 260H47V258L46 259H44L43 260V262L45 261ZM107 260V259H106ZM113 260V261H114ZM42 261V260H41ZM49 261V259L47 260V262L45 261V263H42V264H49L50 263V261ZM32 264V263H31Z\"/></svg>",
	"mask_w": 264,
	"mask_h": 264
}]
</instances>
